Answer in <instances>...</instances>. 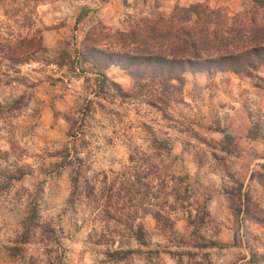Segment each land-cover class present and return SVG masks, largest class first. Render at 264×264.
Returning a JSON list of instances; mask_svg holds the SVG:
<instances>
[{
  "label": "rangeland",
  "instance_id": "374dc122",
  "mask_svg": "<svg viewBox=\"0 0 264 264\" xmlns=\"http://www.w3.org/2000/svg\"><path fill=\"white\" fill-rule=\"evenodd\" d=\"M124 2L113 20L0 0V264H264V64L171 82L104 68L95 46L193 3ZM197 2L264 20L253 0Z\"/></svg>",
  "mask_w": 264,
  "mask_h": 264
},
{
  "label": "trees",
  "instance_id": "16d2710c",
  "mask_svg": "<svg viewBox=\"0 0 264 264\" xmlns=\"http://www.w3.org/2000/svg\"><path fill=\"white\" fill-rule=\"evenodd\" d=\"M252 8H264V0H253ZM249 13L229 17L220 9L193 2L168 17H147L137 29L119 32L123 49L95 46L93 50L102 55L104 68L119 65L136 79L147 76L171 82L183 79L187 71L200 70L259 76L257 70L264 64V20L255 17L256 11ZM225 138L234 146L231 134Z\"/></svg>",
  "mask_w": 264,
  "mask_h": 264
},
{
  "label": "crops",
  "instance_id": "0c3cea01",
  "mask_svg": "<svg viewBox=\"0 0 264 264\" xmlns=\"http://www.w3.org/2000/svg\"><path fill=\"white\" fill-rule=\"evenodd\" d=\"M51 1V4H53L54 7H56L57 9H60L61 7L63 9L66 10L65 5H72L74 4L75 7L79 6V7H83V6H86L87 8H90L89 12H93L94 10H91V8H98V10L96 11L97 15L101 16L100 18L102 19H106L105 18V12L104 10H109V11H113V15H112V19L113 20H116V19H119L121 18V15L123 13L126 12V8L128 9V7L126 6L124 0H74L73 2L71 1H60V0H50ZM133 0H127V2H132ZM197 1H201V0H188L189 3L191 2H197ZM50 4V5H51ZM43 9L45 8H48L47 5H43L42 6ZM103 11V12H102ZM108 15V14H107ZM68 17V13L67 11H59L55 14L54 17L51 18V20L54 19V21H57V20H61V19H66ZM47 17H44V19H46ZM70 19H77V16L75 18L73 17H70ZM69 19V20H70ZM47 22V21H46ZM110 24H113V23H110ZM261 72V70H260ZM259 74V72H258ZM262 74V73H260ZM253 89H259V90H262L264 91V86L263 87H260V86H254ZM232 97H234L235 101L233 102V104H230V110L234 113H239L241 110H240V105L238 104L239 102L236 100L235 98V95H232ZM2 100V99H0ZM251 99L249 98V102ZM244 107V105H243ZM231 114V113H230ZM232 114V115H233ZM233 132H235L234 130L230 129V134L234 137L235 134L233 135ZM236 133V132H235ZM245 135V134H244ZM251 140V139H250ZM251 144H254L253 142ZM221 197H218L217 198H213L212 201H210V208H214L215 205L216 207L220 206V207H223V208H226V202L222 199H220ZM222 259V257H221ZM220 259V260H221Z\"/></svg>",
  "mask_w": 264,
  "mask_h": 264
},
{
  "label": "built area",
  "instance_id": "2783aa9c",
  "mask_svg": "<svg viewBox=\"0 0 264 264\" xmlns=\"http://www.w3.org/2000/svg\"><path fill=\"white\" fill-rule=\"evenodd\" d=\"M244 260V259H243ZM238 264H242L241 262L240 263H238Z\"/></svg>",
  "mask_w": 264,
  "mask_h": 264
}]
</instances>
